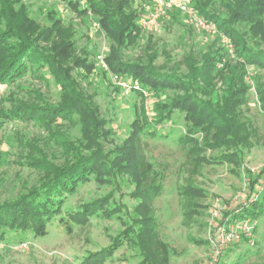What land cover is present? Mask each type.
<instances>
[{
  "label": "trees",
  "instance_id": "obj_1",
  "mask_svg": "<svg viewBox=\"0 0 264 264\" xmlns=\"http://www.w3.org/2000/svg\"><path fill=\"white\" fill-rule=\"evenodd\" d=\"M59 1L81 17L88 10L96 17L110 44L105 56L109 70L139 86L130 94L138 107L127 137L118 144L111 121L96 103L97 93L89 95L82 87L93 73L95 57L92 60L85 49L78 53L72 28L53 13L48 17L51 24L41 25L24 0H0V91L18 89L0 97V130L19 122L45 134L17 141L19 164L35 173L36 181L0 201V247L9 235L44 238L53 223L72 234L93 220L116 221L121 231L111 244L87 253L80 264H105L124 247L133 253L130 264H170L174 250L160 236L154 209L165 192L166 171L158 170L147 155L148 142H170L180 154L179 170L185 175L177 198L182 224L191 225L209 198L196 182L204 170L226 167L238 177L251 151L264 143V0H193L202 19L230 41L232 55L216 37L219 44L201 52L189 47L178 60L152 35L139 55L131 52L141 27L129 0H85L86 11L79 10V0ZM173 12L180 13L172 10L168 16ZM27 75L41 87L18 85ZM141 91L149 94L150 116ZM253 98L263 117V132L250 116ZM178 120L182 128L168 135L165 130L175 128L172 124ZM253 182L261 188V182ZM90 184L111 191L67 207ZM125 197L129 205L122 202ZM230 219L233 225L255 223L250 235L258 230L264 236V188L259 198L232 211ZM10 242L18 246L25 240ZM233 243L236 250H221L216 264H243L257 244L247 235Z\"/></svg>",
  "mask_w": 264,
  "mask_h": 264
},
{
  "label": "rangeland",
  "instance_id": "obj_2",
  "mask_svg": "<svg viewBox=\"0 0 264 264\" xmlns=\"http://www.w3.org/2000/svg\"><path fill=\"white\" fill-rule=\"evenodd\" d=\"M68 1L76 2L77 0ZM129 1L133 4L134 13L140 16L137 21L141 27L140 36L135 40L133 51L130 50L134 55H139L140 47L150 35L159 43V46H165L175 60H178L183 51L189 47H192L195 52H201L212 43L219 44L216 37L187 25L184 16L177 12L171 13L166 19L160 21L155 29H144L141 21L145 16L144 9L149 5L148 0ZM24 3L41 25L49 26L51 22L48 17L53 13L62 21L64 27H71L78 53L84 49L88 50L93 54L91 58L93 60L103 47L108 51L109 41L90 10L87 11L86 16L81 17L75 10L66 7L65 2L59 0H24ZM78 8L79 10L88 9L85 0L78 1ZM252 74L250 71L249 77ZM18 85L41 87V84L29 75ZM82 87L89 95L97 93L96 103L103 115L111 121L110 128L117 135V143L122 142L127 137V125L135 119L134 109L138 107V102L132 95L122 97L120 91L109 81L108 76L99 71L96 66L88 82H83ZM10 91L17 92L18 89L16 86L2 88L0 97L7 95ZM53 95L50 94L49 98L56 101ZM249 107L251 118L259 131L263 132L261 128L263 117L255 104V98L250 101ZM172 125L175 128L168 126L165 132L168 135H177L182 128L180 120L176 121V125L175 122ZM71 132L77 135L76 129H72ZM40 136H45L40 129L19 122L9 123L0 130V201L14 196L23 186L35 183V173L19 164L21 162L18 158L20 148L17 141L19 139L21 141L36 140ZM146 153L152 158L158 170L165 168L166 171L165 192L155 202L154 209L160 236L174 250L170 264H216L225 248L236 250L237 247L233 242H225L230 231L234 229L230 213L253 198H259L260 185L253 181L257 179L262 186L264 184V143L262 142L261 146L251 151L238 177L232 175L226 167L204 170L203 176L197 178L196 182L207 190L209 198L203 203L201 217L189 226L182 224L183 219L177 198V188L183 183L185 174L179 170L182 158L176 147L170 142L149 141ZM1 157L4 159L1 160ZM128 190L129 188H122L123 193H128ZM110 191L108 188H99L94 184L87 185L68 201L67 207L75 208L81 203L107 195ZM118 197L119 193H116L115 199L118 200ZM122 202L126 205L130 204L127 197ZM260 223L261 221L258 225ZM57 225L53 223L49 228V234L44 238L35 239L31 234L9 235L0 247V264H80L84 255L109 246L112 237L121 231V226L116 221L93 220L86 228H75L72 234H67L65 229ZM252 236L249 237L257 244L253 248L252 256H247L243 264H262L264 263V236L258 230ZM16 239H23L25 243L16 246L10 242ZM196 241H206L207 244H198ZM224 242L226 244L220 251L219 246ZM132 255L133 253L124 247L105 264H130ZM229 256L231 254L227 257Z\"/></svg>",
  "mask_w": 264,
  "mask_h": 264
},
{
  "label": "built area",
  "instance_id": "obj_3",
  "mask_svg": "<svg viewBox=\"0 0 264 264\" xmlns=\"http://www.w3.org/2000/svg\"><path fill=\"white\" fill-rule=\"evenodd\" d=\"M193 0H150V4L144 9V19L141 21V25L144 29L153 30L155 29L161 20H164L168 17V13L172 10L179 11L185 18V23L189 26H193L197 31L204 32L212 37H218L224 44L225 48L228 51V54L232 55V45L230 41L220 35L215 28L205 22L202 17L193 9ZM99 26V25H98ZM100 28V27H99ZM106 49L103 47L95 56V66L102 73L108 76L109 81L112 83L114 87H116L123 97L129 96L133 91H139L140 88L138 85L129 82L126 79L115 75L109 70V67L105 61ZM142 96L144 98V107L146 111V115L150 116L149 112V94L146 91H141ZM264 188L261 185L259 188L261 191ZM255 223H251L249 221L239 222L237 225H233L234 229H232L229 235L226 237V243L238 242L240 240L241 235L250 236L251 229L254 227ZM222 243L219 246V250L226 243ZM219 255V254H218Z\"/></svg>",
  "mask_w": 264,
  "mask_h": 264
}]
</instances>
